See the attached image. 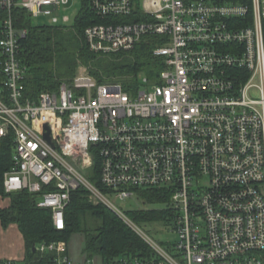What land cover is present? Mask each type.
Segmentation results:
<instances>
[{"label": "built area", "instance_id": "obj_1", "mask_svg": "<svg viewBox=\"0 0 264 264\" xmlns=\"http://www.w3.org/2000/svg\"><path fill=\"white\" fill-rule=\"evenodd\" d=\"M68 0H0L2 54L0 140L13 134V166L5 192L42 191L56 229L65 227L72 190L113 210L152 248L151 258L74 259L64 240L35 245L33 259L0 264H264V0H88L99 17L136 21L84 28L91 51H128L146 34L164 36L153 49L164 66L157 81L127 90L99 82L84 66L56 90L23 96L25 67L13 21L16 8L69 24ZM48 124L51 142L44 133ZM98 156L102 193L84 176ZM167 188L177 239L152 240L107 198L137 188Z\"/></svg>", "mask_w": 264, "mask_h": 264}, {"label": "trees", "instance_id": "obj_2", "mask_svg": "<svg viewBox=\"0 0 264 264\" xmlns=\"http://www.w3.org/2000/svg\"><path fill=\"white\" fill-rule=\"evenodd\" d=\"M81 6L71 25L34 24L32 16L23 8H16L13 21L17 29L25 30L19 38L18 58L25 67L23 96L36 98L39 92L56 90L62 81H71L80 66L99 82L115 81L127 90H136L144 84L138 75L144 71L147 80L157 81L164 66L162 56H155L153 49L162 45L164 36L146 34L132 49L112 54H99L89 49L84 37V28L93 23L111 21H136L142 19L135 11L125 18H103L96 16L90 9L88 0H81ZM4 13L0 10V27ZM71 45L74 49H71ZM2 54L0 53V84ZM13 134L9 133L0 140V196L9 199V205L0 208V223L7 227L15 223L23 235L25 259L37 257L33 245L41 242L64 240L68 243L71 235L82 232L84 257H99L103 262L119 256L151 258L152 248L131 227H129L113 210L102 202L89 199V191L78 187L71 191L70 201L65 208V227L56 229L52 223L49 208L40 207L37 201L41 192L50 187L43 186L40 192L22 189L5 192L4 173L13 164ZM97 170L95 185L102 193H108L98 176V156L95 157ZM136 194L147 204H158L160 208L137 209L128 213L134 222L171 221V210L167 205L171 192L167 188H137ZM167 249L170 244L164 243Z\"/></svg>", "mask_w": 264, "mask_h": 264}, {"label": "rangeland", "instance_id": "obj_3", "mask_svg": "<svg viewBox=\"0 0 264 264\" xmlns=\"http://www.w3.org/2000/svg\"><path fill=\"white\" fill-rule=\"evenodd\" d=\"M80 2L81 0H68L64 8L59 9L58 15L60 17L63 14H67L69 16L70 20L68 22L69 24L67 25L72 24L75 15L78 13L80 9V6H81ZM32 21L34 24H37V25L50 24L51 22L50 17L45 16V15H39L36 17H32ZM72 48L74 49V47L71 45V49ZM138 75L141 78V77L146 76V73L142 71ZM96 171L97 170L93 168V169H88L86 170V172H84V176L88 178V180H90V182L93 184H95V179L97 176ZM107 198L113 201L116 204V206L119 207L124 212L126 216L128 215L129 212L133 210L142 209V208L150 209V208H160L161 207V205H158V204L153 205V204L144 203L142 199L136 194V192L132 196L125 198V199H114L111 196H107ZM92 201L97 203L93 199ZM1 204H2V201L0 199V205ZM134 223L137 224L138 227H140L152 240L158 242L159 244H162L164 247H166L164 243L170 244L177 239L176 234L170 231L167 228L166 224L163 222H157V223L156 222H144V223L134 222ZM18 239L21 240L20 233L16 229L15 225H8L7 227H2V225H0V245H1L0 251L6 250V248H10L13 245L12 242L16 243ZM83 242H84V235L82 232H75L71 235L68 241V247H69V250L72 256L76 258L82 257Z\"/></svg>", "mask_w": 264, "mask_h": 264}, {"label": "crops", "instance_id": "obj_4", "mask_svg": "<svg viewBox=\"0 0 264 264\" xmlns=\"http://www.w3.org/2000/svg\"><path fill=\"white\" fill-rule=\"evenodd\" d=\"M0 199L2 201V204L0 205V208L6 207V206L9 205V199L8 198H5V197H2L1 198V196H0ZM0 225H1V223H0ZM9 225H15L16 229L19 231V229H18V227L16 226L15 223H11ZM19 233H20L21 240L18 239L19 242H18V240L16 241V243L12 242L13 245L10 248H6V250H1L0 251V260L1 259H4V258H18V259H24L25 258V244H24V239H23L22 233L20 231H19ZM67 247H68V243H67ZM0 248H1V245H0ZM68 252L71 255L70 250H69V247H68ZM72 257L74 259L81 260V259L84 258V255L82 254V257L81 258H76L74 256H72Z\"/></svg>", "mask_w": 264, "mask_h": 264}, {"label": "water", "instance_id": "obj_5", "mask_svg": "<svg viewBox=\"0 0 264 264\" xmlns=\"http://www.w3.org/2000/svg\"><path fill=\"white\" fill-rule=\"evenodd\" d=\"M44 127H45V129H46V131H45V133H44V137H45V139H46L49 143H51V145L53 146V142H51V138H50V131H49V128H48V124L45 123V124H44ZM32 250H33V251L35 250V245L32 246Z\"/></svg>", "mask_w": 264, "mask_h": 264}]
</instances>
